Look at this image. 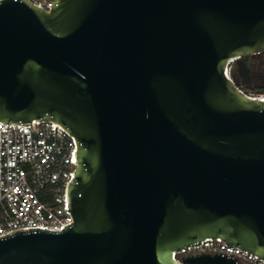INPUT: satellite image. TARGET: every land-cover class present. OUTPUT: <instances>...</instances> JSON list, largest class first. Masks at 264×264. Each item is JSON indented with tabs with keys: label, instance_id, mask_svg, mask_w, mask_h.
<instances>
[{
	"label": "water",
	"instance_id": "water-1",
	"mask_svg": "<svg viewBox=\"0 0 264 264\" xmlns=\"http://www.w3.org/2000/svg\"><path fill=\"white\" fill-rule=\"evenodd\" d=\"M264 50V0H0V120L76 139L74 222L0 236V264H239L174 250L221 237L264 259V101L230 79Z\"/></svg>",
	"mask_w": 264,
	"mask_h": 264
},
{
	"label": "built area",
	"instance_id": "built-area-1",
	"mask_svg": "<svg viewBox=\"0 0 264 264\" xmlns=\"http://www.w3.org/2000/svg\"><path fill=\"white\" fill-rule=\"evenodd\" d=\"M50 10L54 0H27ZM239 57L229 59L225 72L238 88L264 101V91L244 85L238 71ZM75 136L58 121L32 119L28 125L0 120V236L14 230L41 227L62 230L74 222L68 204V184L77 170ZM203 253L233 255L239 264H264L258 255L230 246L221 237L186 244L173 251L182 257Z\"/></svg>",
	"mask_w": 264,
	"mask_h": 264
},
{
	"label": "flooded vegetation",
	"instance_id": "flooded-vegetation-1",
	"mask_svg": "<svg viewBox=\"0 0 264 264\" xmlns=\"http://www.w3.org/2000/svg\"><path fill=\"white\" fill-rule=\"evenodd\" d=\"M245 58L247 59V62L250 67L251 81L254 77L260 78L264 76V50L250 54ZM251 81L249 83L244 82V85L246 87H249Z\"/></svg>",
	"mask_w": 264,
	"mask_h": 264
},
{
	"label": "rangeland",
	"instance_id": "rangeland-1",
	"mask_svg": "<svg viewBox=\"0 0 264 264\" xmlns=\"http://www.w3.org/2000/svg\"><path fill=\"white\" fill-rule=\"evenodd\" d=\"M264 87V76L262 77H254L253 80L251 81V84L248 89L251 90H259Z\"/></svg>",
	"mask_w": 264,
	"mask_h": 264
},
{
	"label": "trees",
	"instance_id": "trees-1",
	"mask_svg": "<svg viewBox=\"0 0 264 264\" xmlns=\"http://www.w3.org/2000/svg\"><path fill=\"white\" fill-rule=\"evenodd\" d=\"M246 59V58H245ZM246 61H247V59H246ZM261 90L262 91H264V87L263 88H261ZM3 220V217L0 215V222Z\"/></svg>",
	"mask_w": 264,
	"mask_h": 264
}]
</instances>
